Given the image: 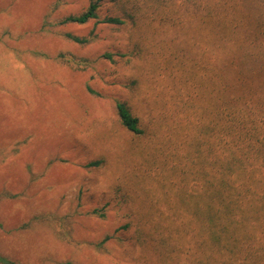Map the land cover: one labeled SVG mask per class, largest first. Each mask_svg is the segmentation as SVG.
I'll return each instance as SVG.
<instances>
[{"label": "rangeland", "instance_id": "obj_1", "mask_svg": "<svg viewBox=\"0 0 264 264\" xmlns=\"http://www.w3.org/2000/svg\"><path fill=\"white\" fill-rule=\"evenodd\" d=\"M90 1L0 0V257L264 264V0L246 1L223 40L181 0L172 22H132L125 0H105L100 19L122 25L60 24ZM140 2L146 12L148 1ZM220 79L225 122L236 120L242 137L228 145L233 175H242L259 210L244 216L241 230L195 220L213 216L212 200L206 209L198 201L211 191L203 158L211 163L215 136L230 138L223 123L204 134ZM117 103L142 135L120 124Z\"/></svg>", "mask_w": 264, "mask_h": 264}, {"label": "trees", "instance_id": "obj_2", "mask_svg": "<svg viewBox=\"0 0 264 264\" xmlns=\"http://www.w3.org/2000/svg\"><path fill=\"white\" fill-rule=\"evenodd\" d=\"M104 1L105 0H91L87 8L83 12L64 17L60 21V24L84 25L89 21L95 20L99 23L122 25L124 23V20L121 18L106 17L102 20L100 19L98 10ZM147 1L149 5L147 6L146 12H144L139 6L141 4L140 0L124 1L126 5H131V7L133 8V12L135 13H130L132 22H137V16L143 23L154 22L157 24V22H172V17L175 14V10L173 8H176L175 0H167L168 5H166L165 3L166 0ZM181 1L187 4L189 7L192 6L194 8L197 22L200 25H205L212 31H215L217 33V36H220V39L223 40L228 34L229 23H232L233 31L235 30L233 28L240 24L241 17L239 15V10L241 6L248 0ZM229 17H232V20H230ZM145 19L148 21H146ZM66 36L70 41L76 44L88 43V40L85 38H79L70 34H67ZM237 50V52H239L240 47H237ZM236 59H238L239 62L240 56L236 57ZM228 65H230V61ZM199 67L200 69H203L202 66L199 65ZM220 82L221 84L219 83V85H222V88L218 87L217 90V105L214 103L213 110L210 111V114H213V118L210 121L209 127L205 125L204 134H212L211 122L212 126L214 124L218 125V123H223L222 127L220 128V132L228 131V135H230V138L227 141H224L223 139H219L218 136H215L213 141L210 142L209 156L212 159L211 163H209L207 155L203 158V160L211 166V171H207L204 166H201L200 175H202L203 178L207 181L208 188H210L211 191L201 192V195L199 196L200 199L198 201H201L200 203L203 204L202 209H206V204L209 202V200H212L213 216L210 219L203 218L195 220H198L202 224L215 225L222 230H227L232 226L235 229L241 230L244 226L243 222L246 220L244 216L246 214L255 213L259 210L254 208L255 196L250 197L249 195H246V193L250 190V187L247 186V184L243 181L242 175H233L235 167V157L231 156L233 150H229L228 145L237 147L238 141H240L242 137L236 132V129L238 128V123L236 122V120L230 119L229 123L225 122V84L222 79H220ZM89 91L92 92L90 89ZM234 102L235 100H229L230 105ZM116 112L120 124L127 131L136 135L143 134V130L139 125L138 119L132 116L130 110L126 107L125 104L117 103ZM213 133L218 134L219 131L215 130ZM220 148H224L223 153L219 152ZM98 165L99 162H92L89 164V166L93 167ZM204 196L208 198L205 199ZM205 200H207V202ZM214 203L216 204V207H214ZM189 224L187 223L186 227H188ZM232 242L235 246L238 243L236 240H232ZM247 253L250 258H256V255L251 253L250 251H248ZM0 264H9V261L3 257H0Z\"/></svg>", "mask_w": 264, "mask_h": 264}]
</instances>
